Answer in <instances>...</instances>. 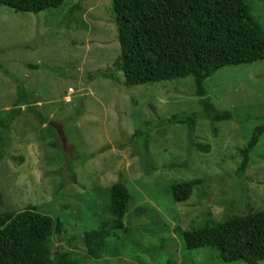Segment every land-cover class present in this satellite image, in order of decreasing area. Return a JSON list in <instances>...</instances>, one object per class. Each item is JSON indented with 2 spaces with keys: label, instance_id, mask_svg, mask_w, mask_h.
<instances>
[{
  "label": "rangeland",
  "instance_id": "1",
  "mask_svg": "<svg viewBox=\"0 0 264 264\" xmlns=\"http://www.w3.org/2000/svg\"><path fill=\"white\" fill-rule=\"evenodd\" d=\"M249 3L264 31V0ZM109 8L110 0H63L33 14L0 5V117L21 82L46 118L41 124L21 106L4 134L0 212L30 205L60 218V235L45 244L50 260L58 252L76 264H244L219 262L206 248L187 250L173 230L264 211V133L236 173L238 150L264 115V60L224 66L203 81L216 107L234 114L228 121L203 115L190 77L125 87L116 73V81L85 82L87 72L113 70L118 43ZM179 112L196 114L190 134L185 125L163 123ZM48 120L62 126L64 144ZM135 130L147 133L149 174L127 141ZM189 140L208 151L188 147ZM70 174L74 182L55 194ZM192 179L199 183L189 197L174 202L170 185ZM117 180L130 195L122 228L97 244L94 257L84 233L111 223L108 189Z\"/></svg>",
  "mask_w": 264,
  "mask_h": 264
},
{
  "label": "trees",
  "instance_id": "2",
  "mask_svg": "<svg viewBox=\"0 0 264 264\" xmlns=\"http://www.w3.org/2000/svg\"><path fill=\"white\" fill-rule=\"evenodd\" d=\"M62 3L63 0H0L1 6L14 12L33 14L57 9ZM109 11L118 43L113 70L87 72L83 78L85 82L95 78L116 81V73H121V83L125 87L190 77L194 96L198 98L200 110L208 120L228 121L234 117L230 110L216 107L204 89L203 81L224 66L264 60V31L251 13L249 0H110ZM26 67L38 66L27 64ZM30 105L32 103L23 84L17 82L12 105L0 117V129L3 131L0 135V159L4 156V134L12 120L19 115L21 106L27 107L41 124L46 122V118ZM195 116L194 112H179L163 123L185 125L190 134ZM263 133L264 115L252 128L244 146L238 150L240 161L236 173L244 172L249 155ZM127 141L132 154L143 159L144 172L149 174L153 166L147 148V133L135 130ZM187 146L203 152L209 149L207 144L201 145L191 140ZM67 169L70 170L68 166ZM67 181L74 182L73 174L61 179L55 194ZM198 183V179L172 183V200L185 201ZM129 199L122 181L117 180L109 186L111 223L84 233L85 246L92 256H98V243L122 228ZM137 214L140 215L139 212ZM61 231L60 218L52 219L38 212L34 206L29 205L19 211L3 209L0 212V264H76L65 253L57 252L54 259L48 258L46 240L51 235H60ZM173 233L182 239L187 250H213L214 258L222 263L241 261L244 264H258L264 260V211L221 221L208 219L199 228L175 229Z\"/></svg>",
  "mask_w": 264,
  "mask_h": 264
},
{
  "label": "water",
  "instance_id": "3",
  "mask_svg": "<svg viewBox=\"0 0 264 264\" xmlns=\"http://www.w3.org/2000/svg\"><path fill=\"white\" fill-rule=\"evenodd\" d=\"M47 125L51 126L55 130L57 136L60 139V142L62 144H64V136H63L62 126L60 124H58V123H55V122H52V121H49V120L47 121Z\"/></svg>",
  "mask_w": 264,
  "mask_h": 264
}]
</instances>
